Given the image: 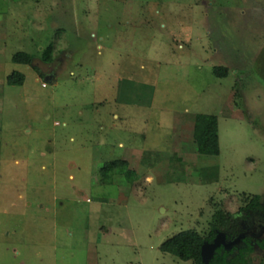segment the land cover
I'll return each instance as SVG.
<instances>
[{
    "label": "rangeland",
    "instance_id": "1",
    "mask_svg": "<svg viewBox=\"0 0 264 264\" xmlns=\"http://www.w3.org/2000/svg\"><path fill=\"white\" fill-rule=\"evenodd\" d=\"M0 28V264H194L190 230L264 204V0H0Z\"/></svg>",
    "mask_w": 264,
    "mask_h": 264
},
{
    "label": "trees",
    "instance_id": "2",
    "mask_svg": "<svg viewBox=\"0 0 264 264\" xmlns=\"http://www.w3.org/2000/svg\"><path fill=\"white\" fill-rule=\"evenodd\" d=\"M34 56L29 53L17 52L13 55V63L21 65H31ZM45 63H51L54 61L53 47L50 45L44 50L42 57L40 58ZM219 77H226L228 74V68L217 67L214 71ZM24 82V74L18 71H13L6 77V83L8 85H22ZM202 143L205 148V152L208 155H218L219 149V135H218V120L217 116L210 114L205 117L202 133ZM129 164L127 160L115 159L105 162L101 167L100 182L104 184L113 183V178L116 175L123 174L129 182H133L136 178V172L133 169L128 168ZM242 211L261 212L263 210L261 200L258 196L251 198L248 203L243 206ZM235 218L234 215L228 211L219 209L212 215L209 223V229L206 234H199L195 230H190L188 234V241L184 246L185 260H192L194 264H203L200 255L201 245L204 241H210L214 238L217 231H222L225 234L233 235L235 230ZM251 248L241 250L240 254L226 260V254H220L218 248L216 249L210 264H247L249 258L248 255Z\"/></svg>",
    "mask_w": 264,
    "mask_h": 264
},
{
    "label": "flooded vegetation",
    "instance_id": "3",
    "mask_svg": "<svg viewBox=\"0 0 264 264\" xmlns=\"http://www.w3.org/2000/svg\"><path fill=\"white\" fill-rule=\"evenodd\" d=\"M262 207L261 212L242 211V209L236 212L235 217L243 219V229L239 230L240 228H237L236 233L233 235L225 234L226 243L231 241L232 243L228 248L224 246L218 248L220 254H226L227 261L239 255L241 250L249 247L251 248L249 254L254 249L259 250V252L264 251V204H262Z\"/></svg>",
    "mask_w": 264,
    "mask_h": 264
},
{
    "label": "water",
    "instance_id": "4",
    "mask_svg": "<svg viewBox=\"0 0 264 264\" xmlns=\"http://www.w3.org/2000/svg\"><path fill=\"white\" fill-rule=\"evenodd\" d=\"M49 79V78H48ZM225 233L222 231H217L214 238L211 241H204L201 245L200 255L203 264H210V260L212 259L215 251L220 246H224L228 248L231 242L226 243L225 241Z\"/></svg>",
    "mask_w": 264,
    "mask_h": 264
},
{
    "label": "crops",
    "instance_id": "5",
    "mask_svg": "<svg viewBox=\"0 0 264 264\" xmlns=\"http://www.w3.org/2000/svg\"><path fill=\"white\" fill-rule=\"evenodd\" d=\"M2 34H4V36L2 35ZM6 36H7V31H6V29H3V28H0V60L3 58V57H5V50H6V44H7V40H6ZM54 55V54H53ZM12 57H13V55L11 56V59H12ZM54 59H56V58H54ZM42 61V60H41ZM13 62V61H12ZM42 63H45L44 61H42ZM117 159H125L126 160V158L125 157H123V155H122V157H118Z\"/></svg>",
    "mask_w": 264,
    "mask_h": 264
}]
</instances>
